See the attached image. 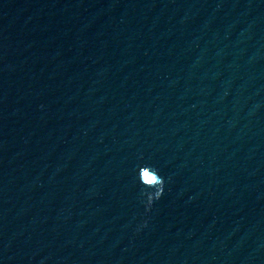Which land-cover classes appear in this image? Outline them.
I'll list each match as a JSON object with an SVG mask.
<instances>
[{
	"label": "water",
	"instance_id": "obj_1",
	"mask_svg": "<svg viewBox=\"0 0 264 264\" xmlns=\"http://www.w3.org/2000/svg\"><path fill=\"white\" fill-rule=\"evenodd\" d=\"M0 264H264V0H0Z\"/></svg>",
	"mask_w": 264,
	"mask_h": 264
},
{
	"label": "clouds",
	"instance_id": "obj_2",
	"mask_svg": "<svg viewBox=\"0 0 264 264\" xmlns=\"http://www.w3.org/2000/svg\"><path fill=\"white\" fill-rule=\"evenodd\" d=\"M145 167H149V168H151L152 169V167H150V166H145ZM143 168V167H142ZM153 170V169H152ZM155 174H156V176H157V183L156 184H154V185H151V186H149V185H146V184H144L145 185V188H147V189H152V188H159V191L157 192V193H155V194H152V193H146L147 195H148V197H149V205H151V203L156 199V198H159V196H161L162 194H163V185H164V179L158 174V170H156V171H153Z\"/></svg>",
	"mask_w": 264,
	"mask_h": 264
}]
</instances>
